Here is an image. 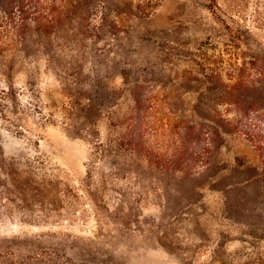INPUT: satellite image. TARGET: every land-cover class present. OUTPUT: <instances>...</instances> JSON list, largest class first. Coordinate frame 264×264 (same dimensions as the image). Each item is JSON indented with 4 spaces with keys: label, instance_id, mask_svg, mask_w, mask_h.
I'll return each instance as SVG.
<instances>
[{
    "label": "rangeland",
    "instance_id": "1",
    "mask_svg": "<svg viewBox=\"0 0 264 264\" xmlns=\"http://www.w3.org/2000/svg\"><path fill=\"white\" fill-rule=\"evenodd\" d=\"M79 1L0 9V264H264V0Z\"/></svg>",
    "mask_w": 264,
    "mask_h": 264
},
{
    "label": "trees",
    "instance_id": "2",
    "mask_svg": "<svg viewBox=\"0 0 264 264\" xmlns=\"http://www.w3.org/2000/svg\"><path fill=\"white\" fill-rule=\"evenodd\" d=\"M210 1L212 6H217V0ZM82 3L83 2H80L79 0H0V9L3 10L10 19H13L16 16L22 24H25L29 17L25 13L28 12V10L31 8L38 9V7H41L43 4H47L49 6H56V4H62L68 11H65V13H61L57 16V20L61 21L69 17V14L72 12V9ZM221 21L225 25V27L230 28V24L227 23L226 19L223 18L221 19Z\"/></svg>",
    "mask_w": 264,
    "mask_h": 264
}]
</instances>
